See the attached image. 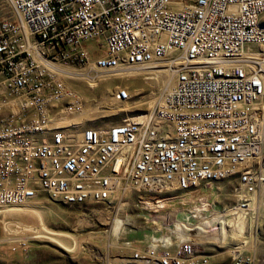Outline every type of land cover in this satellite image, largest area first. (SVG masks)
<instances>
[{
    "label": "built area",
    "instance_id": "obj_1",
    "mask_svg": "<svg viewBox=\"0 0 264 264\" xmlns=\"http://www.w3.org/2000/svg\"><path fill=\"white\" fill-rule=\"evenodd\" d=\"M7 3L14 19L0 15V207L41 193L65 204L108 202L121 185L161 193L236 177L235 204L218 223L168 212L165 233L129 257L210 264L196 235L223 221L231 229L228 215L245 218L264 187V0ZM148 70L173 84L143 112L107 128L72 120L85 105L65 79ZM114 97L131 95L123 88ZM162 207L156 199L148 209ZM230 252L233 264L253 261L243 231Z\"/></svg>",
    "mask_w": 264,
    "mask_h": 264
},
{
    "label": "rangeland",
    "instance_id": "obj_2",
    "mask_svg": "<svg viewBox=\"0 0 264 264\" xmlns=\"http://www.w3.org/2000/svg\"><path fill=\"white\" fill-rule=\"evenodd\" d=\"M1 14L14 19L7 0H0ZM163 74L158 79L156 74L145 79L144 75L134 73L111 75L91 85L85 78L65 80L82 96L84 105L92 108L93 118H82L80 125L107 128L146 110L164 87ZM123 88L128 89L131 97L119 101L114 95L117 89ZM236 183V177H230L201 182L184 190L173 185L161 193L121 185L108 202L82 204H65L41 193L24 205L0 207V210L22 209L0 212V260L15 264H129L134 251L144 250L151 237L165 233L164 218L168 212H175L178 220L197 222L191 219L197 213L209 224L222 220V211L235 204ZM263 188L257 191L253 210L245 218L228 215L232 228H225L222 240L216 238L219 225L209 234L216 239L201 243L196 238L199 249L211 255L210 264H233L230 249L241 231L245 236L244 254L252 256L251 264H264ZM156 199H163L158 213L148 209ZM201 202L208 203L204 210ZM116 219L124 223L117 234L113 232Z\"/></svg>",
    "mask_w": 264,
    "mask_h": 264
},
{
    "label": "bare ground",
    "instance_id": "obj_3",
    "mask_svg": "<svg viewBox=\"0 0 264 264\" xmlns=\"http://www.w3.org/2000/svg\"><path fill=\"white\" fill-rule=\"evenodd\" d=\"M160 71L161 70H148V71H143V72H135L134 73V75H138V74H142V75H144V79H145V77L148 75V74H150L151 75V73L152 72H157L156 73V75H158L156 78L158 79V77L160 76L159 74H160ZM159 72V73H158ZM156 75H154V76H156ZM113 76H116V75H113ZM152 76V75H151ZM163 76V78L165 79V81H164V86H170L171 84H172V82H173V77L172 76H170L168 73H165V75L163 74L162 75ZM108 78V77H111V75H108V74H105V75H101V76H99V78L100 79H102V78ZM71 78H73V79H77V77L73 74L72 76H71ZM146 78H149V77H146ZM151 78H153V76L151 77ZM99 79V80H100ZM88 82H90V85H91V83H93V81L92 80H88ZM94 82H96V81H94ZM147 82V81H146ZM89 105V104H88ZM88 105H85L84 106V109H83V111L80 113V114H77V115H75V116H73V119L72 120H74V121H80L82 118H84V117H87V118H93V117H91L92 116V108L91 107H89ZM119 189H121L120 187H117L116 188V191H119ZM264 189V188H263ZM122 196V195H121ZM147 205V204H146ZM22 209L21 208H11V209H4V210H0V212L1 213H3V214H6L7 212H13V211H21ZM29 210H31V209H29ZM28 211V210H27ZM33 211V210H32ZM37 213V212H36ZM123 222H122V220H120V219H116L115 220V222H114V226H113V232L114 233H118L117 231L118 230H120L121 229V227L123 226ZM224 226H225V222L223 221L222 222V225H221V228H220V231H219V233H218V236H216V238H217V240L218 239H221L222 237H224V234H225V228H224ZM22 227V226H21ZM23 228V227H22ZM199 229V228H198ZM202 228H200V230H201ZM12 232V231H11ZM200 232V231H199ZM10 233V232H9ZM197 237V241H199V242H201V243H203L205 240H209V239H214L215 237H213V236H211V235H205V234H203V233H198L197 235H196ZM215 238V239H216ZM223 239V238H222ZM221 239V240H222ZM220 240V241H221Z\"/></svg>",
    "mask_w": 264,
    "mask_h": 264
}]
</instances>
